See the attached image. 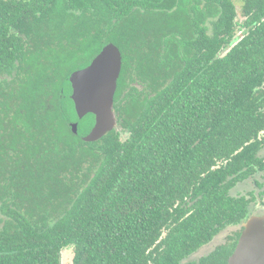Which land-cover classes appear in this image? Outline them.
I'll return each mask as SVG.
<instances>
[{
  "label": "trees",
  "instance_id": "obj_1",
  "mask_svg": "<svg viewBox=\"0 0 264 264\" xmlns=\"http://www.w3.org/2000/svg\"><path fill=\"white\" fill-rule=\"evenodd\" d=\"M50 1L0 0V264L68 247L72 264H227L264 209V0H132L115 22L103 0ZM108 43L116 126L86 142L68 77Z\"/></svg>",
  "mask_w": 264,
  "mask_h": 264
},
{
  "label": "water",
  "instance_id": "obj_2",
  "mask_svg": "<svg viewBox=\"0 0 264 264\" xmlns=\"http://www.w3.org/2000/svg\"><path fill=\"white\" fill-rule=\"evenodd\" d=\"M121 63L118 47L108 43L86 67L73 71L68 78L77 118L93 117L92 126L82 136L83 141H97L116 126L112 108ZM70 126L77 134V122H71ZM241 227L227 264H264V217L253 215Z\"/></svg>",
  "mask_w": 264,
  "mask_h": 264
},
{
  "label": "flooded vegetation",
  "instance_id": "obj_3",
  "mask_svg": "<svg viewBox=\"0 0 264 264\" xmlns=\"http://www.w3.org/2000/svg\"><path fill=\"white\" fill-rule=\"evenodd\" d=\"M3 2H10L12 4H15L17 8H20V10L27 11L28 13H36L39 15L41 12H45L44 7L48 8L50 6L51 1L50 0H2ZM45 4V6H44ZM103 4L107 5L106 9L112 13L111 20L112 22L116 21V16L117 13L124 14L126 13L127 10H129V13L131 14L132 11L134 10L132 0H122L120 4L117 5V0H103ZM126 6H123V5ZM44 6V7H43ZM141 12H145L144 10H140ZM14 25H21V21H16ZM127 28L132 29L133 23H128L127 22ZM39 40L40 42H37ZM50 40L48 36L38 38L36 39L35 37L31 36L28 39V42L25 44V48L29 47L32 44L38 43L40 45H43L44 43L46 44L47 41ZM21 54L25 52H20ZM17 54V53H16ZM122 59V58H121ZM121 70V69H120ZM120 75V74H119ZM69 78V77H68ZM117 88V87H116ZM116 92V91H115ZM71 95V93H70Z\"/></svg>",
  "mask_w": 264,
  "mask_h": 264
},
{
  "label": "rangeland",
  "instance_id": "obj_4",
  "mask_svg": "<svg viewBox=\"0 0 264 264\" xmlns=\"http://www.w3.org/2000/svg\"><path fill=\"white\" fill-rule=\"evenodd\" d=\"M236 5H238V0L235 1ZM240 18V17H239ZM238 32V31H237ZM251 182H247L245 185L240 186L238 189H236L237 191H244V190H248L251 188ZM254 212L258 215H262L264 214V209L263 208H256L254 209ZM231 229H233L232 227H228L227 229H225L222 233H220L214 241H212L211 243L203 246L198 252L197 254H194V258L200 257L204 254H207L212 248H214L216 245L223 243L226 240V237L228 235L231 234ZM71 247L65 248L62 251L61 254V264H72V256H73V251L71 250Z\"/></svg>",
  "mask_w": 264,
  "mask_h": 264
}]
</instances>
